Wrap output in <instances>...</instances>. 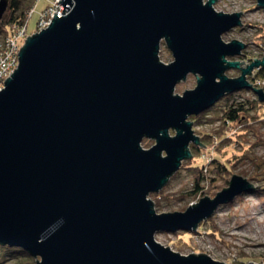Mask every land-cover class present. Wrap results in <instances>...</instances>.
<instances>
[{
  "label": "water",
  "instance_id": "1",
  "mask_svg": "<svg viewBox=\"0 0 264 264\" xmlns=\"http://www.w3.org/2000/svg\"><path fill=\"white\" fill-rule=\"evenodd\" d=\"M216 1H57L66 13L26 37L0 90L1 245L35 264H226L155 235L196 231L262 184L233 173L183 211L159 213L149 197L193 156L191 143L207 146L190 116L243 89L264 101L249 79L264 56L229 59L246 43L222 37L244 25L243 11L217 10ZM9 3L0 0V21ZM162 40L169 63L159 58ZM190 73L197 85L174 93ZM145 137L155 139L149 148Z\"/></svg>",
  "mask_w": 264,
  "mask_h": 264
},
{
  "label": "rangeland",
  "instance_id": "2",
  "mask_svg": "<svg viewBox=\"0 0 264 264\" xmlns=\"http://www.w3.org/2000/svg\"><path fill=\"white\" fill-rule=\"evenodd\" d=\"M49 0H35L28 20V35L37 30V23ZM217 10L225 12L243 11L241 27L224 32L225 41L233 38L246 43L243 53L229 56V59L245 60L247 65L254 58L264 56V7H259L256 0H217ZM2 34L0 33V41ZM160 60L169 63L174 57L164 40L161 42ZM259 69L253 71L249 78L256 87L264 85V79L257 75ZM227 75L237 77L241 71L230 68ZM197 85V75L189 74L178 82L174 93L182 94L186 89ZM251 89H243L226 95L213 107L199 115L190 116L193 129L206 144H190L192 157L185 159L181 168L170 178L159 191L152 192L149 197L155 203L157 212L183 211L190 204L198 202L206 194L214 197L223 187L228 186L233 173L248 178L255 185L262 184L255 191L242 193L233 201L221 205L213 216L203 221L202 229L196 231L179 230L177 232L160 231L156 240L182 254L205 252L214 259L226 264H264V109H251L249 114L239 121L224 118L225 109L234 102L257 99ZM174 135L175 130H170ZM155 139L145 137L142 146L149 148ZM218 158L219 161H216ZM196 164L203 169L193 168ZM224 164L227 170L219 172L218 165ZM202 176L203 188L197 195H191L196 175ZM201 225V224H200ZM1 245V244H0ZM0 247V264H24L21 255ZM31 256V255H30ZM32 264L37 258L31 256ZM26 261V260H25Z\"/></svg>",
  "mask_w": 264,
  "mask_h": 264
},
{
  "label": "trees",
  "instance_id": "3",
  "mask_svg": "<svg viewBox=\"0 0 264 264\" xmlns=\"http://www.w3.org/2000/svg\"><path fill=\"white\" fill-rule=\"evenodd\" d=\"M35 0H10L9 7L7 11L5 12L2 20L0 21V33L5 35L8 33L12 27L13 24L17 22H22L23 20L26 19V14L30 10H32L33 4ZM257 75L260 78L264 79V67H260ZM261 87V86H260ZM264 89V85L262 86ZM231 94V93H230ZM227 94V95H230ZM224 98V97H223ZM258 107H263L264 109V101L259 100V98L250 100V99H243L234 103H231L224 112L223 117L227 118L229 121L235 122L241 120L242 117H246L251 109H255ZM216 161H219L218 158H215ZM198 169V173L202 171L203 166L196 164L195 167ZM219 172H223L227 170V166L224 164L218 165ZM204 178L200 176V174L196 175L195 182H194V188L193 191L190 193L191 195H197L198 193L202 192L203 188L200 185V182H202ZM226 183H229V180L226 181ZM205 221V220H204ZM199 225V229H202L204 226V222L202 221ZM0 247H2L0 245ZM3 248H9V250L21 255L24 260V264H32L33 258L30 256L28 252L23 250L22 248L19 247H10V246H4Z\"/></svg>",
  "mask_w": 264,
  "mask_h": 264
},
{
  "label": "built area",
  "instance_id": "4",
  "mask_svg": "<svg viewBox=\"0 0 264 264\" xmlns=\"http://www.w3.org/2000/svg\"><path fill=\"white\" fill-rule=\"evenodd\" d=\"M57 1L59 0H49L38 20L36 31L46 28L51 23L54 12H57L58 16L66 13V10L62 12L64 4ZM31 13L32 10L27 12L25 20L13 24L10 31L2 36L0 41V90L4 87V80L18 66V52L28 36L27 18Z\"/></svg>",
  "mask_w": 264,
  "mask_h": 264
}]
</instances>
